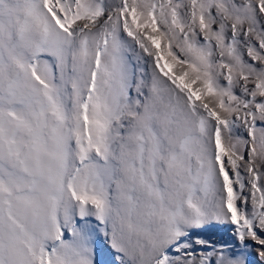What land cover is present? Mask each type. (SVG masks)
Returning a JSON list of instances; mask_svg holds the SVG:
<instances>
[{
	"label": "snow or ice",
	"instance_id": "snow-or-ice-1",
	"mask_svg": "<svg viewBox=\"0 0 264 264\" xmlns=\"http://www.w3.org/2000/svg\"><path fill=\"white\" fill-rule=\"evenodd\" d=\"M0 264H264V0H0Z\"/></svg>",
	"mask_w": 264,
	"mask_h": 264
},
{
	"label": "rangeland",
	"instance_id": "rangeland-1",
	"mask_svg": "<svg viewBox=\"0 0 264 264\" xmlns=\"http://www.w3.org/2000/svg\"><path fill=\"white\" fill-rule=\"evenodd\" d=\"M209 239L214 241H228L231 242V237L221 229H214L212 231L203 233ZM98 259H106L108 258L107 246L104 244L102 238L98 241Z\"/></svg>",
	"mask_w": 264,
	"mask_h": 264
}]
</instances>
